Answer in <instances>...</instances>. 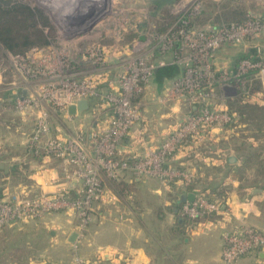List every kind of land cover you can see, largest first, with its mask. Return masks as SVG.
I'll return each instance as SVG.
<instances>
[{
  "label": "built area",
  "instance_id": "obj_1",
  "mask_svg": "<svg viewBox=\"0 0 264 264\" xmlns=\"http://www.w3.org/2000/svg\"><path fill=\"white\" fill-rule=\"evenodd\" d=\"M195 1L184 0L187 5L180 4L176 8L180 19L177 23L175 21L165 36L175 37L177 29L188 24L199 6L190 8V11H186V7ZM97 4L104 5L106 2ZM111 32L123 36L128 30L125 24L115 20L113 29L108 26L107 33ZM263 33L264 16L252 14L243 23L225 24L218 30L210 28L207 39L195 36L197 41L191 46L194 48L196 45L194 49L203 54L206 50L218 49L222 43L246 44ZM164 38L157 35L158 41L153 40L156 46L142 51L143 46L138 44L132 49L128 48L125 53L116 54L115 58L110 57L100 46L73 57L72 52L55 51L53 44L45 48L34 47L25 55L9 56L11 69L22 78H27L25 89L18 88L16 83L11 84L14 107L24 112L31 108V115L35 116L26 144L28 153L63 162L71 166L73 172L67 175L69 186L57 192L42 191L31 198L21 199L19 195L12 197L3 191L0 197V230L16 222L42 219L51 213L72 212L78 220V240L85 236L94 220L96 204L104 195L106 177L118 180L124 173L134 172L140 177L181 183L186 188L194 183V176L190 172L172 167L170 162L191 142L204 139L213 130H223L237 122L236 114L215 102L217 91L209 85V81L215 80L213 76L212 79L202 77L190 67L183 78L173 80L164 89L160 102H179L187 106L188 111L183 120L157 147H149L139 158L126 157L119 150L134 127L144 122V97L156 71L167 65L165 61L153 57L170 51L176 45L167 43ZM253 49L257 50L258 57L242 60L237 68L231 69L230 76V71L224 73L226 82L219 81V90L224 93L240 90L252 72L263 68L260 50L257 46ZM262 72L264 75V69ZM40 83L44 85L39 92ZM82 100H88L94 107V114H97V110H106L110 117L107 120L96 118L95 126L89 130L75 127L65 136L55 135L50 121L52 116H62L72 122L75 115L69 113V108L77 106ZM92 145L95 147L92 148ZM75 179L76 186L70 189ZM195 191L194 200L187 199L181 206L180 213L185 220L203 225L213 222L217 216L225 215L223 203L218 198L211 199L207 193ZM224 243L223 263L237 264L245 256L264 251V232L246 225L239 226L226 232ZM73 262L89 264L79 255Z\"/></svg>",
  "mask_w": 264,
  "mask_h": 264
},
{
  "label": "crops",
  "instance_id": "obj_2",
  "mask_svg": "<svg viewBox=\"0 0 264 264\" xmlns=\"http://www.w3.org/2000/svg\"><path fill=\"white\" fill-rule=\"evenodd\" d=\"M245 51L247 55L253 53L254 49ZM236 57L232 59L231 68L237 67ZM174 78H154L144 102L147 99L161 104L164 89ZM151 89L157 94L152 95ZM6 97L13 102L10 93L4 95ZM221 98L227 100L225 93ZM172 105L174 108L169 115L178 113L184 106L179 102ZM228 106L223 103L220 107ZM93 109L89 104L88 110L77 112L72 122L57 115L63 131L54 129L55 135L66 134L65 130L70 133L75 127L89 130L95 126L96 118L107 120L110 117L106 110H97V114H94ZM166 115L145 108L144 122L135 126L124 140L122 155L137 158L143 156L149 147H157L172 129L171 125H166ZM27 119L22 116L21 122ZM31 131L32 125L27 129V134ZM226 132L214 130L213 138L207 139L201 151H194L196 144L192 143L184 147L169 164L190 172L197 180L218 181L217 189L210 190V186L203 189L199 185L193 190L181 183L140 177L134 172H126L118 180L106 177L103 198L96 204L94 220L83 238L74 242L70 240L72 234L77 232L78 225L72 212L51 213L42 219L21 222L6 228L10 236L13 233L21 234L20 240L8 235L0 238V264H73L76 247L78 254L89 264H224L222 251L226 232L243 225L264 232V189L259 185V179L243 185L247 177L239 173L244 165L243 158L219 142L220 137L227 139ZM216 134L219 136L215 137ZM27 141L24 138L19 142H8V145L0 143V148L4 149V152H0L1 192H8L5 182L18 175L29 177L32 181V186L19 188L18 191L29 189L32 195L42 191L57 192L69 186L66 173H72L73 168L51 158H36L29 154ZM12 146L19 151L13 152ZM231 157H235L234 162H230ZM205 168L218 173L210 175ZM196 189L214 193L218 197L226 195L225 215L217 216L213 222L203 225L185 220L180 213L182 198L190 200ZM237 264H264V251L245 256Z\"/></svg>",
  "mask_w": 264,
  "mask_h": 264
},
{
  "label": "rangeland",
  "instance_id": "obj_3",
  "mask_svg": "<svg viewBox=\"0 0 264 264\" xmlns=\"http://www.w3.org/2000/svg\"><path fill=\"white\" fill-rule=\"evenodd\" d=\"M104 1L110 5L111 12L108 15L109 17H105L106 19L102 23L100 22V25L97 24L98 26L96 25V27L85 35L73 38L69 36L71 30L69 31L67 28L68 17L73 14H80L81 11L87 13L93 12L95 5L98 2ZM159 1L163 0H0V5L5 6L8 4L9 6L17 5L29 8L37 17L32 16L24 18L23 16H20L17 22L18 28L22 31H28L31 33L42 31L50 41L49 45H54L55 51L72 52L73 57L85 53L87 49H91L94 46H100V48L104 49L112 58H115L116 54H122L124 51L128 50V48L132 49L133 46L138 44L143 46L141 50L145 51L152 46H156V42L158 41L157 35L164 36V40L167 43L176 44L170 51L168 50V52L160 55L158 54L157 56H154L153 59L165 61L167 63V65L163 67L165 69H178V75L175 76L173 80L183 78L186 75L185 73L187 69L190 67H192V70L200 73L202 77L212 79L211 76H213L215 78V80L209 81V85L217 91L215 102L218 106H221L223 103H226L228 106L229 103V106L225 108L231 113L237 115V122L234 125L226 127L223 130L215 129L219 132L228 131L226 132L227 135H225L227 137L226 140L225 138L220 137V145L229 147L238 157L243 158L244 165H242L239 172L247 175L245 181L242 182L243 185L253 183L260 178L256 171L257 165L252 164L248 166L247 160L250 158L254 159L258 154L264 159V116L260 112H256L255 114L247 113L246 116H243L242 112L248 106H257L258 103L263 106L264 104V75L262 72L264 65L260 71L252 72L251 76L244 80L246 83L242 86V89L226 92L227 100H222L221 96H224V91L219 90L220 86L218 84L220 80L221 83L226 82V79L223 77L224 73L230 71V76L231 69H235L230 67L232 59L234 60L239 54H245V50L247 49L257 46L260 50V58L264 64V33L246 44L234 45L222 43L218 49L206 50L203 54L199 53L198 49H194L197 47L196 45H194V48L192 46L194 41H197L195 36H203L204 39H207L210 28L218 30L225 25L224 23L243 20L252 14L264 16V0H197L198 2L195 1L192 5L186 7V11H190V8L195 9L197 5L199 6L196 13L193 14L194 17L191 18L190 21L188 20V24H183L177 29V35L175 37L170 36V38L165 35L173 28L175 21L177 23L180 19V15H178L179 12L176 8L180 4V6L187 4L183 2L184 0H172L170 4L158 7L159 5L157 3ZM117 16L119 17L117 18ZM4 20V16L0 17V25H2ZM115 20L116 22L119 20V23L123 25L125 24V28L128 30L123 36H116L114 32H111L112 34L107 33L109 25L110 29L114 28ZM121 21H124V23ZM47 28L50 31L45 33ZM52 28H54V31H52ZM202 43L203 42H200V44ZM32 48L34 47H31L30 50ZM10 55L13 54L8 52L0 43V82L3 83L0 86V143L3 142L7 145L9 144L8 142L14 143L19 142L24 138L29 139L31 132L27 134V129L29 130L31 125L33 127L35 119V116L31 115V108L28 109L30 111H19L15 107L13 108L14 101L11 102L9 101V98H4V95L12 92V83H16L20 89H25L27 87V78H22L21 75L19 76L11 69ZM42 85L44 84L40 83V87H38L39 92ZM20 92L21 90H19V93ZM150 93H152V95L157 94L153 89H151ZM145 108L148 110L150 109L155 113H167L168 115H166L164 119L168 121L166 124L167 126L171 125V131L181 120H183L188 111V107L184 105L183 109L177 111L178 113L169 115V113L172 112V108H174L172 103L162 105V103H153L151 100L149 101L147 99L144 109ZM38 110H40V108L35 111L38 112ZM22 116L23 118H28V121L21 122ZM255 117L257 119H255ZM50 121L55 130L59 129L63 131L61 121L57 115L52 116ZM65 131L66 134L61 133L58 136L67 135V130ZM218 136L219 134L215 135V137ZM211 137L212 133H210L208 137H205L206 139H197L194 142H191V144H196L194 151H201L200 149L206 145L207 139H210ZM210 142L207 144H210ZM11 149L13 152L19 151L13 146ZM0 152H4V149L0 148ZM10 152L11 151L9 150L8 153ZM205 169V172L210 175L218 173L211 171V168H209V170L207 168ZM66 174L68 175L70 173ZM217 183L218 181L216 182L207 179L200 181L194 177V184L192 186L197 187L200 185L203 189L209 188L207 186H210V190H215L217 189ZM5 184L6 189L9 188L8 192L6 190V193H8L9 196L13 197L14 195H19L22 197L21 199H27L34 196L29 192V189L26 190L27 192L18 191L19 188L26 189L29 188V186H32V181L29 180V177L26 178L23 175H18L15 178L10 179V181H6ZM1 194L3 195L2 192ZM226 197V195L217 197L223 203V206L225 205V209H223L224 212L227 211ZM28 221L34 220L22 222ZM18 223L21 222H16L12 225ZM7 227L0 230V238L8 235L9 232L6 231ZM8 236L15 240L21 239V234L18 233H13L11 236ZM78 255V248L76 247L75 252L73 253V260Z\"/></svg>",
  "mask_w": 264,
  "mask_h": 264
},
{
  "label": "trees",
  "instance_id": "obj_4",
  "mask_svg": "<svg viewBox=\"0 0 264 264\" xmlns=\"http://www.w3.org/2000/svg\"><path fill=\"white\" fill-rule=\"evenodd\" d=\"M172 0H163L159 1L157 4L158 7L164 6L165 4H170ZM0 17L4 16L5 20L3 21L2 25H0V43L2 46L8 51L11 52L13 55H25L31 47H38V48H45L48 47L50 44V41L48 38L43 34L42 31H35L33 33L28 31H22L17 26V22L20 18V16L25 17H37L34 12H32L29 8L25 6H9L8 4L5 6L0 5ZM248 16L244 18L243 20L239 21H231L224 24H236V23H243L247 20ZM45 33H48V30H45ZM52 31H54V28H52ZM54 36V32H53ZM257 51L254 49L253 53L249 54H243L237 58L236 66L238 67L239 63L248 58V59H255L258 57ZM236 67V68H237ZM178 69L174 68L172 69H165L164 72L161 73H155V79H165V78H172L178 75ZM261 90V89H260ZM256 112L262 113L264 116V106H248L245 110H243L242 114L243 116H246L247 113L249 114H255ZM250 118V116L248 115ZM255 119H257L255 117ZM252 120V119H251ZM257 157H254V159L250 158L247 160V165L250 166L252 164L257 165L256 171L258 172L259 179V185L262 189H264V159H262L261 155H256ZM40 158V157H36ZM1 170H0V178H1ZM258 183V182H257ZM194 184V183H193ZM192 184V185H193ZM190 186L188 188L195 189L193 186ZM207 193V197L211 199H216L218 196L214 195V193H210L208 191H203ZM1 193V189H0ZM2 194H0V197ZM186 197L182 198V201H186ZM196 225V224H195Z\"/></svg>",
  "mask_w": 264,
  "mask_h": 264
},
{
  "label": "water",
  "instance_id": "obj_5",
  "mask_svg": "<svg viewBox=\"0 0 264 264\" xmlns=\"http://www.w3.org/2000/svg\"><path fill=\"white\" fill-rule=\"evenodd\" d=\"M111 12L110 5L109 4H104L100 5L97 4L95 5L94 11L93 12H80V14H73L72 16L68 17L67 20V28L69 29V36L76 37V36H81L85 35L89 31H91L94 27H96L97 24H99L101 21L105 19ZM169 69V68H166ZM165 68H160L156 71V73H161L164 72ZM89 108V102L88 100H82L78 103L77 106H71L69 108V113L71 115H75L77 112H83L88 110ZM95 146L92 145V148ZM119 150L122 152L123 147H119ZM235 157H231L230 162H234ZM77 183V180H73L70 184V189L74 188ZM256 191H262L260 189H257ZM195 195L190 196V201L194 200ZM223 209H225V205L223 206ZM78 234L73 233L71 236V241L74 242L77 240Z\"/></svg>",
  "mask_w": 264,
  "mask_h": 264
}]
</instances>
